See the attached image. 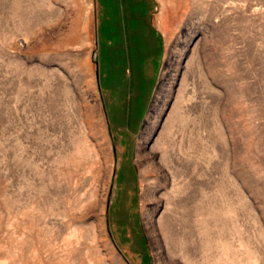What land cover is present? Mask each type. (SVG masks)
Masks as SVG:
<instances>
[{
  "label": "rangeland",
  "instance_id": "obj_1",
  "mask_svg": "<svg viewBox=\"0 0 264 264\" xmlns=\"http://www.w3.org/2000/svg\"><path fill=\"white\" fill-rule=\"evenodd\" d=\"M0 264H264V0H0Z\"/></svg>",
  "mask_w": 264,
  "mask_h": 264
}]
</instances>
